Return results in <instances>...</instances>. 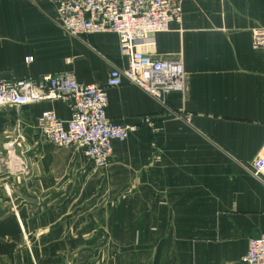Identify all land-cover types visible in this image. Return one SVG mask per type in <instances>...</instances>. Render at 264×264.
Masks as SVG:
<instances>
[{"label":"crops","instance_id":"crops-1","mask_svg":"<svg viewBox=\"0 0 264 264\" xmlns=\"http://www.w3.org/2000/svg\"><path fill=\"white\" fill-rule=\"evenodd\" d=\"M182 3V24L142 52L182 62L185 92L165 108L109 89L108 117L138 129L107 167L43 137L41 114L68 121L71 103L0 110V264H242L264 234V0ZM55 17L50 0H0V82L71 72L103 86L128 67L117 35L71 37Z\"/></svg>","mask_w":264,"mask_h":264},{"label":"built area","instance_id":"built-area-1","mask_svg":"<svg viewBox=\"0 0 264 264\" xmlns=\"http://www.w3.org/2000/svg\"><path fill=\"white\" fill-rule=\"evenodd\" d=\"M56 9L55 22L71 37L115 34L120 51L128 59L125 69L114 68L105 85L80 83L74 73L29 77L0 82V110L22 108L43 101L72 104V117L59 119L54 111L39 118L45 140L57 148L81 150L98 168L109 165L116 142L125 143L137 125L112 121L107 115L108 90L133 85L168 107V96L183 94L185 68L180 61H156L142 52L154 46L157 34L169 32L183 22L182 0H50ZM254 48L264 49V28L252 30ZM28 63L33 58H27ZM187 122L191 124V115ZM156 128L157 121L142 122ZM242 264H264V234L252 239Z\"/></svg>","mask_w":264,"mask_h":264}]
</instances>
